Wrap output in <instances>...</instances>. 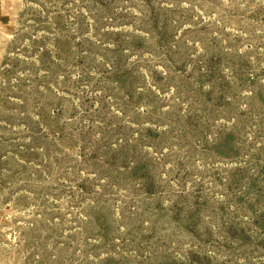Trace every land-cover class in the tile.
<instances>
[{"label":"rangeland","instance_id":"374dc122","mask_svg":"<svg viewBox=\"0 0 264 264\" xmlns=\"http://www.w3.org/2000/svg\"><path fill=\"white\" fill-rule=\"evenodd\" d=\"M0 264H264V0H0Z\"/></svg>","mask_w":264,"mask_h":264}]
</instances>
